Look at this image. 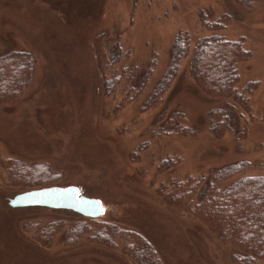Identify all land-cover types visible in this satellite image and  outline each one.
<instances>
[{
    "label": "rangeland",
    "instance_id": "1",
    "mask_svg": "<svg viewBox=\"0 0 264 264\" xmlns=\"http://www.w3.org/2000/svg\"><path fill=\"white\" fill-rule=\"evenodd\" d=\"M204 21L221 23L220 33L242 40L250 52L239 65L240 85L258 82L249 110L200 92L187 57L155 108L141 112L153 81L168 66L174 37L211 34ZM101 47L111 57L120 55L121 64L146 65L153 52L157 55L144 93L123 107L125 90L111 96L103 91L110 72L100 71L95 51ZM16 50L31 53L34 61L20 99L0 104V264H133L129 243L134 237L128 244L127 236L121 237L128 232L145 236L163 264H237V249L221 244L191 213L168 206L157 188L240 160L252 164L248 175L264 176V0L249 5L237 0H0V58ZM211 109L226 111L231 133H209ZM161 111L185 114L196 136L150 139ZM145 142L149 146L141 154ZM171 153L183 154V162L155 182L159 160ZM13 161L47 164L57 175L50 187H77L100 201L104 215L99 220L118 226L113 247L96 236L89 240L87 233L75 244H63L60 235L55 244L40 246L35 236L40 230L60 225L65 234L71 222L85 218L42 207L11 208L10 200L25 193L8 183Z\"/></svg>",
    "mask_w": 264,
    "mask_h": 264
},
{
    "label": "trees",
    "instance_id": "2",
    "mask_svg": "<svg viewBox=\"0 0 264 264\" xmlns=\"http://www.w3.org/2000/svg\"><path fill=\"white\" fill-rule=\"evenodd\" d=\"M253 1L237 0L247 5ZM202 23L207 24L211 34L193 39L179 32L174 37L168 66L164 74L153 81L141 112L155 108L174 82L180 61L187 57L190 77L200 92L214 100H233L243 109L249 110V95L255 91L254 87L258 82L248 81L240 85L239 65L248 59L250 52L245 49L242 40H232L221 34V23ZM95 53L100 71L110 72V77L103 85L107 96L116 94L117 90H125L128 95L122 103L123 107L144 93L153 75L154 65L157 64V55L154 52L151 63L146 65L136 62L131 65L121 64L120 55L109 56L106 47H101ZM33 61L31 53L21 50L11 51L0 58V104L14 105L20 99L31 81ZM116 65L119 69H116ZM230 121L226 111L211 109L206 115V129L211 135L219 137L232 132ZM150 129L153 131L149 138L153 140L165 137L192 139L197 132L185 114H167L165 111H161ZM149 143L143 144L141 154L148 148ZM181 155L183 154L171 153L169 158L159 160L154 181L163 174H172L183 162ZM11 164L8 173L6 172L8 183L25 191L50 187L57 177L47 164L20 161H13ZM251 165L248 160H240L207 174H186L183 180L171 179L166 184L159 183L157 188L168 206L191 213L211 233L217 235L221 244L237 249L240 252L234 257L237 264L264 263V176L248 175ZM68 226L70 227L65 234L61 232L63 227L60 228V225H54V229L51 225L40 230L35 234L36 242L42 247L53 245L63 235L61 242L70 245L78 242L79 235L87 233L89 240L96 236L98 240L113 247L114 235L119 233L118 226L99 218L73 221ZM124 236H127L125 244H128L129 238L134 237L129 243L133 254L129 256L133 264H163L158 251L145 236L130 232L121 237Z\"/></svg>",
    "mask_w": 264,
    "mask_h": 264
},
{
    "label": "water",
    "instance_id": "3",
    "mask_svg": "<svg viewBox=\"0 0 264 264\" xmlns=\"http://www.w3.org/2000/svg\"><path fill=\"white\" fill-rule=\"evenodd\" d=\"M9 204L13 209L42 207L50 210L72 211L89 219H98L104 215L101 202L83 196L77 187L54 186L31 190L16 196L10 200Z\"/></svg>",
    "mask_w": 264,
    "mask_h": 264
},
{
    "label": "flooded vegetation",
    "instance_id": "4",
    "mask_svg": "<svg viewBox=\"0 0 264 264\" xmlns=\"http://www.w3.org/2000/svg\"><path fill=\"white\" fill-rule=\"evenodd\" d=\"M25 192H27V191H25ZM17 209H22V208H17Z\"/></svg>",
    "mask_w": 264,
    "mask_h": 264
}]
</instances>
